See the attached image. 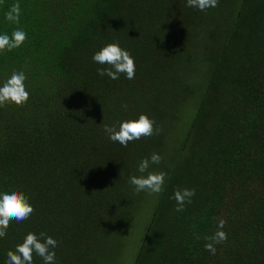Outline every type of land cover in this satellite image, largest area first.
Listing matches in <instances>:
<instances>
[{
    "label": "trees",
    "instance_id": "trees-1",
    "mask_svg": "<svg viewBox=\"0 0 264 264\" xmlns=\"http://www.w3.org/2000/svg\"><path fill=\"white\" fill-rule=\"evenodd\" d=\"M15 3L18 25L5 20ZM17 27L27 39L0 52V86L23 71L30 98L0 107V193H25L35 211L0 237V264L30 232L58 242L57 264L112 263L147 204L127 262L264 264V0L205 11L187 0H0V34ZM110 43L134 57V79L98 74L93 55ZM141 114L159 135L123 147L103 130ZM153 153L165 191L136 193L129 179L147 175L138 164ZM178 188L196 193L183 212ZM220 217L228 240L212 255L204 237Z\"/></svg>",
    "mask_w": 264,
    "mask_h": 264
},
{
    "label": "clouds",
    "instance_id": "clouds-1",
    "mask_svg": "<svg viewBox=\"0 0 264 264\" xmlns=\"http://www.w3.org/2000/svg\"><path fill=\"white\" fill-rule=\"evenodd\" d=\"M219 0H187V7L197 8L205 11L218 6ZM21 8L19 3L13 4L5 13V20L18 25L20 22ZM27 39V33L17 27L11 35L0 34V52L12 51L20 48ZM93 61L100 65H105L98 69L100 76H107L112 80H118L123 74L129 80L135 78V59L130 52L121 48L118 43H110L93 55ZM27 77L23 71L13 72L11 77L0 86V107L8 104L22 106L30 98V92L26 87ZM123 108L127 110L128 105ZM156 122L146 114H141L138 119L125 120L115 125H104V132L112 142H118L123 147H127L130 142L142 138L159 135L162 131L157 128ZM162 157L158 153H153L150 158L142 159L138 164V171L147 175L131 176L129 183L134 186L136 193L147 192L149 194H161L165 191L166 173L149 171L151 165L160 164ZM195 189H176L172 199L176 201L177 212H183L187 204L192 203L195 196ZM34 206L30 203V198L19 190H11L0 193V237L6 235V230L10 222H23L28 220L34 213ZM227 220L217 218L216 231L204 237L206 243L205 250L216 255L217 245L224 244L228 240V234L223 230ZM199 239V237H197ZM58 242L44 232L28 233L23 243L16 245L15 251L7 253L6 264H33L34 254L42 258L44 264H57L55 248Z\"/></svg>",
    "mask_w": 264,
    "mask_h": 264
},
{
    "label": "rangeland",
    "instance_id": "rangeland-1",
    "mask_svg": "<svg viewBox=\"0 0 264 264\" xmlns=\"http://www.w3.org/2000/svg\"><path fill=\"white\" fill-rule=\"evenodd\" d=\"M183 126H184L183 120H181L179 125L177 126L176 134L179 133L180 128ZM151 200H152V196L150 198V203ZM141 211L142 212L139 214L138 218L135 219V221L133 222V227L126 235L127 239H126L125 247L121 250V253H119V255L114 260V262L109 264H132V262H127V260H129L130 257L132 259L134 258L135 252L139 247V243L141 241V236H142L143 220L145 219L146 215H149V213L151 212L150 204H147L145 210H141Z\"/></svg>",
    "mask_w": 264,
    "mask_h": 264
}]
</instances>
